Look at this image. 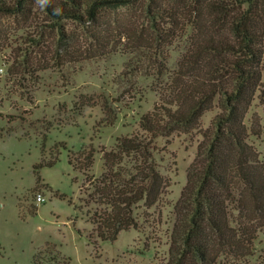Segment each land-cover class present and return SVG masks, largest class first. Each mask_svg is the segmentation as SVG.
Returning a JSON list of instances; mask_svg holds the SVG:
<instances>
[{
  "label": "rangeland",
  "instance_id": "1",
  "mask_svg": "<svg viewBox=\"0 0 264 264\" xmlns=\"http://www.w3.org/2000/svg\"><path fill=\"white\" fill-rule=\"evenodd\" d=\"M9 1L17 10L0 12V264L164 263L173 207L202 139L199 131L156 139L155 157L169 185L138 230L103 242L93 235L90 221L96 206L88 195L93 178L103 171L101 151L139 132L140 118L158 102L152 77H124L133 53L122 32L138 26L144 36H177L163 57L155 49L148 53L169 71L200 27L219 23L228 31L231 18L251 8L249 2L139 0L103 11L100 23L93 24L56 22L37 0L19 8ZM252 7L264 10V0ZM148 8L161 13L156 31L150 28ZM262 10L255 19L262 15L264 27ZM261 79L244 122L250 130L259 120L260 134L249 132L248 141L264 160V55ZM102 105L117 117L114 124L103 122ZM219 111L215 101L200 128H208ZM89 154L94 164L87 169L83 160ZM38 194L44 202L36 201ZM263 250L261 232L247 264H262Z\"/></svg>",
  "mask_w": 264,
  "mask_h": 264
},
{
  "label": "trees",
  "instance_id": "2",
  "mask_svg": "<svg viewBox=\"0 0 264 264\" xmlns=\"http://www.w3.org/2000/svg\"><path fill=\"white\" fill-rule=\"evenodd\" d=\"M25 1L14 0L17 8ZM137 1L49 0L45 10L56 22L99 24L103 11ZM246 1L251 8L233 16L228 31L215 23L190 36L176 67L169 71L162 63H153L148 53L155 49L163 57L164 48L177 36H144L138 26L124 28L122 37L132 44L133 54L123 75L152 77L158 102L140 118L139 132L101 151L103 171L93 178L88 195L96 206L90 214L93 235L101 241H114L124 230H138L152 217L149 210L161 202L169 180L158 167L156 139L197 130L202 139L173 207L168 259L162 264H247L253 255L264 232V160L248 141L249 132L260 134L259 120L248 130L244 119L262 88L264 27L262 15L255 19L262 9L252 10L256 0ZM57 8L60 14L55 13ZM16 10L9 0H0V12ZM148 13L150 28L156 31L155 18L161 13L151 8ZM147 61L152 65H145ZM215 101L220 111L208 128L201 129L200 119ZM102 110L103 122L114 124L117 117L106 105ZM83 162L90 169L94 158L89 154Z\"/></svg>",
  "mask_w": 264,
  "mask_h": 264
},
{
  "label": "clouds",
  "instance_id": "3",
  "mask_svg": "<svg viewBox=\"0 0 264 264\" xmlns=\"http://www.w3.org/2000/svg\"><path fill=\"white\" fill-rule=\"evenodd\" d=\"M49 3V0H37V4L40 7H45ZM56 14H60L61 9L57 8L54 10Z\"/></svg>",
  "mask_w": 264,
  "mask_h": 264
},
{
  "label": "built area",
  "instance_id": "4",
  "mask_svg": "<svg viewBox=\"0 0 264 264\" xmlns=\"http://www.w3.org/2000/svg\"><path fill=\"white\" fill-rule=\"evenodd\" d=\"M36 201H37L38 203H42V202H44V198H43V196H42L41 194H38V195L36 196Z\"/></svg>",
  "mask_w": 264,
  "mask_h": 264
}]
</instances>
